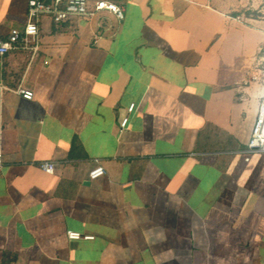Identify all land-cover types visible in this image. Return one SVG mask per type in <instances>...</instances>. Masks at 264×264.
Returning <instances> with one entry per match:
<instances>
[{
	"label": "crops",
	"instance_id": "crops-1",
	"mask_svg": "<svg viewBox=\"0 0 264 264\" xmlns=\"http://www.w3.org/2000/svg\"><path fill=\"white\" fill-rule=\"evenodd\" d=\"M90 1L124 20L44 17L38 52L0 57V264H264V152H246L245 110L264 20L232 16L252 0ZM26 12L0 0V38Z\"/></svg>",
	"mask_w": 264,
	"mask_h": 264
},
{
	"label": "built area",
	"instance_id": "built-area-1",
	"mask_svg": "<svg viewBox=\"0 0 264 264\" xmlns=\"http://www.w3.org/2000/svg\"><path fill=\"white\" fill-rule=\"evenodd\" d=\"M27 4L26 23L21 29H12L10 34L5 38H0V57H4L11 51H31L36 53L39 50V25L42 18H49L55 25L65 23L74 17L94 18L100 13L108 12L122 22L125 18L124 11L115 3L108 1H97L94 4L90 0H25ZM1 92L9 89L0 84ZM180 88L175 90V94L180 92ZM13 92L20 95L23 99L31 101L34 99V93L28 89L18 87ZM133 105L129 109L132 113ZM261 116L257 115L253 125V134L246 146V152H264V121ZM129 123V118H124L120 124L121 131H124ZM252 133V132H251ZM2 129L0 127V173L3 169L2 162ZM42 170L47 174H54L55 164L46 163L41 166ZM105 174V170L101 165H97L90 172V179L96 180ZM218 203V195L216 193H208L204 197V204L208 208H213ZM70 241H92L93 237L84 236L80 233L70 231L67 233Z\"/></svg>",
	"mask_w": 264,
	"mask_h": 264
},
{
	"label": "rangeland",
	"instance_id": "rangeland-1",
	"mask_svg": "<svg viewBox=\"0 0 264 264\" xmlns=\"http://www.w3.org/2000/svg\"><path fill=\"white\" fill-rule=\"evenodd\" d=\"M92 2V1H91ZM94 4V2H92ZM250 14L254 17L264 20V0H252V5L248 8ZM49 19V18H48ZM256 77V78H255ZM250 79V83L246 88L249 89L247 91L249 97L247 101L252 99L253 93L256 91L257 88L264 85V73H258V76H255ZM253 100V99H252ZM252 107V106H250ZM256 118L252 116V123H255Z\"/></svg>",
	"mask_w": 264,
	"mask_h": 264
},
{
	"label": "bare ground",
	"instance_id": "bare-ground-1",
	"mask_svg": "<svg viewBox=\"0 0 264 264\" xmlns=\"http://www.w3.org/2000/svg\"><path fill=\"white\" fill-rule=\"evenodd\" d=\"M252 99L247 101L245 110L248 109L250 111L251 117L254 116L256 118L257 115L259 116L262 115L261 118L264 121V85L256 89V91L253 93ZM253 125H254V122L251 124L252 133H250V136H252L253 134ZM263 133H264V129H263Z\"/></svg>",
	"mask_w": 264,
	"mask_h": 264
},
{
	"label": "trees",
	"instance_id": "trees-1",
	"mask_svg": "<svg viewBox=\"0 0 264 264\" xmlns=\"http://www.w3.org/2000/svg\"><path fill=\"white\" fill-rule=\"evenodd\" d=\"M232 16L235 17V18H242V17H252V18H256L252 14H250V12L248 11V9L234 12Z\"/></svg>",
	"mask_w": 264,
	"mask_h": 264
}]
</instances>
